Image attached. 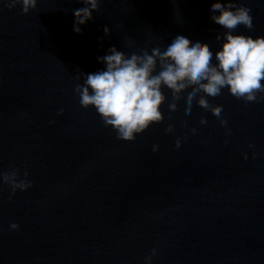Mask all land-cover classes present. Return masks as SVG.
I'll return each mask as SVG.
<instances>
[{
	"label": "water",
	"instance_id": "1",
	"mask_svg": "<svg viewBox=\"0 0 264 264\" xmlns=\"http://www.w3.org/2000/svg\"><path fill=\"white\" fill-rule=\"evenodd\" d=\"M8 2L0 0V173L27 171L32 186L12 195L0 177V264H264V100L226 89L209 97L223 105L227 137L194 100L190 114L178 101L170 120L165 104L163 121L127 141L74 92L78 73L102 70L97 57L113 45L164 47L182 33L215 51L224 29L208 0H101L80 33L72 10L81 0H38L27 14ZM237 2L251 8L253 27L236 31L264 35V0Z\"/></svg>",
	"mask_w": 264,
	"mask_h": 264
},
{
	"label": "clouds",
	"instance_id": "2",
	"mask_svg": "<svg viewBox=\"0 0 264 264\" xmlns=\"http://www.w3.org/2000/svg\"><path fill=\"white\" fill-rule=\"evenodd\" d=\"M37 3L38 0H9L7 7L19 4L21 12L27 14ZM81 3L83 7L72 10L73 30L77 33L82 31L81 25L93 19V12L99 10L101 0H81ZM207 8L209 18L224 29L216 35L220 46L215 51L207 42L189 39L182 33L175 35L164 47L156 45L126 52L113 45L107 54L97 57L104 65L102 70L78 73L77 79H82V83L76 85L74 92L80 106L94 107L118 139L132 141L152 124L164 120L165 104L170 120L178 101H182L181 111L190 114L195 100L225 127V136H230L228 120L222 115L223 105L210 102L209 97L219 96L226 89L245 103L264 100V35L236 31L240 25L246 29L253 27L252 10L244 3L208 0ZM103 31L108 34L110 29L105 26ZM185 123L183 118L179 120L181 132ZM199 123L205 125L207 119L201 116ZM164 131L173 132V124L168 123ZM190 131L195 134L197 128L193 126ZM179 140L173 132L172 142L176 144ZM224 142L227 143V139ZM158 148L159 145H152L153 151ZM243 155L248 158L247 153ZM27 176V171L22 176L17 168L0 173L12 195L32 186ZM9 228L17 230L19 224L11 222Z\"/></svg>",
	"mask_w": 264,
	"mask_h": 264
}]
</instances>
